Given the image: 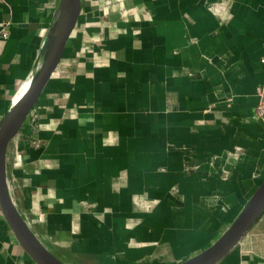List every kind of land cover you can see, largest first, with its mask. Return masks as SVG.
<instances>
[{"label": "crops", "instance_id": "0c3cea01", "mask_svg": "<svg viewBox=\"0 0 264 264\" xmlns=\"http://www.w3.org/2000/svg\"><path fill=\"white\" fill-rule=\"evenodd\" d=\"M60 3L0 0V124ZM262 60L264 0H79L4 155L31 237L60 264H183L214 246L264 181ZM0 264H37L1 208ZM216 264H264V213Z\"/></svg>", "mask_w": 264, "mask_h": 264}, {"label": "water", "instance_id": "95a60500", "mask_svg": "<svg viewBox=\"0 0 264 264\" xmlns=\"http://www.w3.org/2000/svg\"><path fill=\"white\" fill-rule=\"evenodd\" d=\"M59 10L60 14L53 25L52 36L58 30L51 47H48L51 37L46 45L45 59L41 64L42 67H40L41 65L39 66V73H36L11 111L0 124V208L19 244L37 264L60 263L35 242L16 214L4 185V155L7 143L17 132L25 117L35 105L42 88L55 71L62 57L65 43L76 24L79 13V0H61ZM220 26H226L223 20H220ZM263 213L264 181L252 197L241 217L226 235L206 252L183 264H216L238 244Z\"/></svg>", "mask_w": 264, "mask_h": 264}, {"label": "built area", "instance_id": "2783aa9c", "mask_svg": "<svg viewBox=\"0 0 264 264\" xmlns=\"http://www.w3.org/2000/svg\"><path fill=\"white\" fill-rule=\"evenodd\" d=\"M264 63V60H262ZM257 105L254 111L255 120L260 122L264 128V81L256 89Z\"/></svg>", "mask_w": 264, "mask_h": 264}, {"label": "bare ground", "instance_id": "6f19581e", "mask_svg": "<svg viewBox=\"0 0 264 264\" xmlns=\"http://www.w3.org/2000/svg\"><path fill=\"white\" fill-rule=\"evenodd\" d=\"M59 25V24H58ZM58 30V29H57ZM57 30H56V33H57ZM56 33H54L53 34V36H51V40H50V42H49V48L51 47V45H52V43H53V40H54V38H55V35H56ZM49 48H48V50H49ZM43 58V57H42ZM39 59V58H38ZM45 59V58H44ZM38 65H40V64H38ZM40 67H42V65L40 66ZM39 73V69H38V72H37V74ZM32 76V75H31ZM33 77V76H32ZM31 79V78H30ZM26 87V86H25ZM24 87V88H25ZM22 89H23V87H22ZM21 92V91H20ZM16 100H17V98H16Z\"/></svg>", "mask_w": 264, "mask_h": 264}]
</instances>
